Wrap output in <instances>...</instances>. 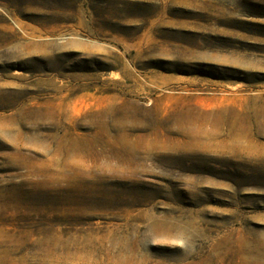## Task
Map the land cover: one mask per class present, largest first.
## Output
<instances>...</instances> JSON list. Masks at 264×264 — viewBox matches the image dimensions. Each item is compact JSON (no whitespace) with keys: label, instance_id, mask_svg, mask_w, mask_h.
<instances>
[{"label":"rangeland","instance_id":"rangeland-1","mask_svg":"<svg viewBox=\"0 0 264 264\" xmlns=\"http://www.w3.org/2000/svg\"><path fill=\"white\" fill-rule=\"evenodd\" d=\"M0 264H264V0H0Z\"/></svg>","mask_w":264,"mask_h":264}]
</instances>
